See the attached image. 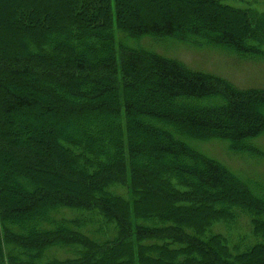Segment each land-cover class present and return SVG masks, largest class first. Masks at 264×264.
I'll return each instance as SVG.
<instances>
[{
	"label": "trees",
	"instance_id": "1",
	"mask_svg": "<svg viewBox=\"0 0 264 264\" xmlns=\"http://www.w3.org/2000/svg\"><path fill=\"white\" fill-rule=\"evenodd\" d=\"M256 15L221 0H0V264H264V184L194 147L264 161V89L128 44L257 61Z\"/></svg>",
	"mask_w": 264,
	"mask_h": 264
},
{
	"label": "rangeland",
	"instance_id": "2",
	"mask_svg": "<svg viewBox=\"0 0 264 264\" xmlns=\"http://www.w3.org/2000/svg\"><path fill=\"white\" fill-rule=\"evenodd\" d=\"M223 3L238 9H249L256 13L257 30L264 44V23L259 19L264 16V0H221ZM255 16V15H254ZM116 50L121 35L114 27ZM130 47H141L147 51L180 62L186 68L223 79L238 90L264 89V58L257 61L238 59L214 47L195 48L172 40L154 42L142 38L138 43L129 42ZM264 49V46H262ZM256 141V140H255ZM264 150V138L257 140ZM195 149L205 156L228 167L243 179L256 180L264 184V161L253 162L247 158H238L228 153L226 145L219 141L198 142ZM239 173V174H238ZM241 226L246 225L245 220Z\"/></svg>",
	"mask_w": 264,
	"mask_h": 264
}]
</instances>
